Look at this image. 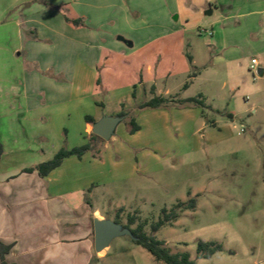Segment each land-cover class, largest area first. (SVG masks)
Segmentation results:
<instances>
[{
	"label": "rangeland",
	"instance_id": "374dc122",
	"mask_svg": "<svg viewBox=\"0 0 264 264\" xmlns=\"http://www.w3.org/2000/svg\"><path fill=\"white\" fill-rule=\"evenodd\" d=\"M5 2L0 0V8ZM24 6L29 11L51 8L63 16L69 13V8L50 6L48 0H29ZM207 7L173 0L108 18L103 17L101 5L81 6L88 18H81L78 27L87 28L99 41L106 35L118 48L111 49L109 58L105 55L94 69L99 83L92 94L75 100L74 95L83 94L77 88L80 84L72 86V97L65 90L67 84L61 86L69 99L56 101L52 106L55 113L46 122L38 118L39 113L22 112L25 105L21 107L16 96L24 93L25 73L35 66L25 60V53H12L20 42L16 29L6 31L0 26V144L46 145L60 131L62 147L68 137L80 146L86 116L98 121L128 112L141 127L135 134H130L127 119L119 123L108 142L92 139L89 129L87 141L94 149L88 153L101 159L93 169L97 184L89 195L96 205L113 220L118 214L121 226L128 215H134L133 227L146 221L145 230L152 233L150 225L160 219L162 208L171 210L179 201L195 199L197 207L177 210V219L152 234L172 253L188 251L196 264H264V75L254 74L245 63L242 67L214 63L212 33L221 12L207 14ZM131 42H135L133 47L128 45ZM252 42L250 37L246 47L240 48V54L249 60L259 57ZM84 52L79 48L78 56H85ZM78 71L80 80L83 71ZM193 72L197 74L190 79ZM65 78L63 71L62 82L68 83ZM86 80L82 87L90 85L84 84ZM42 81L30 83L29 92L38 97L48 93L50 84ZM155 81L174 92L189 81L178 97L201 94L206 107H185L176 101L168 107L140 108L154 95L145 92V84L150 88ZM135 88L137 95L133 94ZM121 99L131 101V108L123 103L114 114L111 106ZM209 119L215 120V126ZM106 142L108 148L102 145ZM97 150L100 156H95ZM199 240L219 243L222 249L201 260L196 252ZM109 248L102 264H164L126 233L114 237Z\"/></svg>",
	"mask_w": 264,
	"mask_h": 264
},
{
	"label": "crops",
	"instance_id": "0c3cea01",
	"mask_svg": "<svg viewBox=\"0 0 264 264\" xmlns=\"http://www.w3.org/2000/svg\"><path fill=\"white\" fill-rule=\"evenodd\" d=\"M27 1L29 0H6L5 5L0 8V26L5 27L6 31L16 29L20 42L12 47V53L18 55L25 53V60L31 61L35 66L32 72L25 73L24 93L16 96L22 103L21 107L25 105L22 112L25 114L33 112L35 115L39 113L38 118L41 117L43 122H46L47 117L55 113L52 107L54 103L69 99L67 95L63 96L61 87L63 84H67L65 90L67 92L70 90L71 96L72 86L77 84L81 86L89 75V80L84 84L90 85L78 86V91L83 94L74 96L75 100H80L92 94L93 89L98 86L94 69L99 68L101 58L105 55L109 58L110 50L117 49L118 46L114 41L105 38L106 35L102 34L99 41L94 34L86 30L87 28H79L68 23L59 10L40 8L29 11L25 6L23 8ZM189 1L208 6L211 14L217 10L221 12V20L212 33V36L215 35L212 44L214 63L234 64L239 67L245 63L247 69H250L252 58H256L259 62L258 72L264 75V0H181L183 3ZM48 2L50 6L69 8L67 16L74 20L88 18L87 11L81 8L83 5H101L103 17L106 15L110 18L111 15L118 17L121 13L128 16L134 10L140 12L143 8L147 9V6L164 5L173 0H48ZM74 7L79 8L75 11ZM96 9L100 12V8ZM83 30L84 32L79 34ZM250 37L259 52V57L252 56L249 60L240 54V48H244V45L246 47ZM128 45L133 47L135 42ZM79 48L85 50V56H78ZM78 70L83 71V78L80 80ZM63 71L67 80L73 82L70 89L67 88L69 82H62ZM48 73L51 77L47 75ZM35 79L50 84V90L46 94L44 92L43 97L29 92V84ZM145 86V92L150 91L163 97H170L178 94V91L185 90L182 86L174 92L167 84L161 87L156 81L150 88L147 84ZM137 93L138 89L135 88L133 94ZM185 98L189 96H181V99ZM123 103L127 108H131V101L121 99L113 102L111 111L117 114ZM100 104L105 106L103 102ZM93 118L97 121L95 117ZM90 128L92 123L85 120L83 132L80 134L83 139L81 145L87 142V137L91 134ZM58 132L60 134L49 138L51 142L46 145L34 146L31 143L15 142L6 147L2 144L0 242L10 246L5 255L9 264H102L108 256L109 245L100 251L95 249L94 220L113 219L108 217L107 211L96 205L91 199L92 196H89L97 184L94 179L96 171L93 169L101 164V159L85 152L81 158L66 157L61 166L46 177H41L37 171H24L25 168L35 167L57 154L64 140L61 132ZM107 142L102 144L104 148H108ZM76 146L68 137L65 147ZM11 155L13 158L10 160ZM97 155L100 156V153ZM99 174L97 172V175Z\"/></svg>",
	"mask_w": 264,
	"mask_h": 264
},
{
	"label": "trees",
	"instance_id": "16d2710c",
	"mask_svg": "<svg viewBox=\"0 0 264 264\" xmlns=\"http://www.w3.org/2000/svg\"><path fill=\"white\" fill-rule=\"evenodd\" d=\"M65 20L68 23H71L75 26H78L81 22V19H74L71 20L68 18L67 15H65ZM189 59L192 60L191 56H189ZM197 73L193 72L191 75H189V78H193L196 76ZM99 83V79L97 80V84ZM189 81L185 83L183 86L184 89H186L189 85ZM152 92H154V88H152ZM176 101L185 107L190 106H200L202 108L206 107L204 100L202 98V95H199V97H189L185 99H181L178 97V94L176 96L172 97H163V96H157L154 95L151 99L145 101L143 104H141L140 108H161V107H168L172 105L173 103H176ZM206 111L203 110L202 114L204 117H207ZM128 112H120L117 116L123 117V120L127 119V125L129 128L130 134L137 133L141 127L137 123L136 118L129 115ZM231 117V115H229ZM85 120L88 123H95L96 120L92 116H86ZM208 122L215 126V120L209 119ZM92 139H100L99 136L95 135L94 133L91 134ZM94 149L93 144L88 140L85 144L72 147V148H66L62 147L60 150H58L57 154H55L50 160L42 162L35 167H29L25 168V172H33L37 171L38 174L41 177H46L48 174H50L53 170L61 166L64 159L70 156H76L78 158H81L85 152L91 151ZM98 152V150H97ZM3 153L2 145L0 144V161ZM99 153V152H98ZM96 156V155H95ZM196 206L195 199H190L189 201H179L171 208V210H168L167 208H162V216L160 219L152 223L150 225V229L152 233L157 232L161 227H163L167 222L170 220H175L178 217L177 210H192ZM123 208L119 209V211H122ZM136 216L134 215H128V221L126 224L122 225V227L128 228L132 233V241L136 245H140L143 247L146 251H148L156 261L163 262L164 264H196L194 260L191 259L190 253L188 251L183 252H177L172 253L170 249L165 245V242L163 240L158 239L154 234L147 233L145 230V227L147 225L146 221H139L137 222L136 226L133 227V225L136 223ZM116 224H121V221L119 220V215L117 214V217L113 220ZM196 252L197 257L202 260L210 258L214 253L217 251H220L222 249L221 244L213 242V241H203L199 240L197 242ZM10 250L9 245H5L4 243L0 242V259L1 264H9L6 260L5 255Z\"/></svg>",
	"mask_w": 264,
	"mask_h": 264
},
{
	"label": "water",
	"instance_id": "95a60500",
	"mask_svg": "<svg viewBox=\"0 0 264 264\" xmlns=\"http://www.w3.org/2000/svg\"><path fill=\"white\" fill-rule=\"evenodd\" d=\"M207 14H211L212 11L208 10ZM120 40L125 41L120 37ZM123 120V117L103 116L100 120L92 124V133L104 139L110 140L116 132L117 126ZM128 234L133 238L131 231L128 228L122 227L120 224H116L110 220H94V234H95V249L100 251L107 247L114 237Z\"/></svg>",
	"mask_w": 264,
	"mask_h": 264
},
{
	"label": "built area",
	"instance_id": "2783aa9c",
	"mask_svg": "<svg viewBox=\"0 0 264 264\" xmlns=\"http://www.w3.org/2000/svg\"><path fill=\"white\" fill-rule=\"evenodd\" d=\"M258 66H259V62H258V60L256 59V58H252V60H251V64H250V70L253 72L254 71V74H256V73H258L259 74V72H258V70H259V68H258ZM243 130H245L244 128H242ZM242 130V131H243Z\"/></svg>",
	"mask_w": 264,
	"mask_h": 264
}]
</instances>
